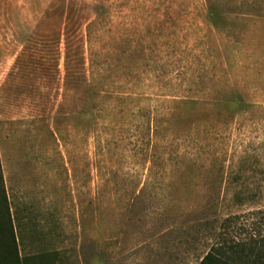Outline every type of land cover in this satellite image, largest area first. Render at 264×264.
<instances>
[{"label":"rangeland","instance_id":"1","mask_svg":"<svg viewBox=\"0 0 264 264\" xmlns=\"http://www.w3.org/2000/svg\"><path fill=\"white\" fill-rule=\"evenodd\" d=\"M264 264V0H0V262Z\"/></svg>","mask_w":264,"mask_h":264},{"label":"trees","instance_id":"2","mask_svg":"<svg viewBox=\"0 0 264 264\" xmlns=\"http://www.w3.org/2000/svg\"><path fill=\"white\" fill-rule=\"evenodd\" d=\"M12 236V243H13V250H14V256H13V260H12V263L11 264H18V259H17V254H16V241H15V238H14V235H11ZM0 264H9L8 262H5V261H2L0 262ZM202 264H205L204 262Z\"/></svg>","mask_w":264,"mask_h":264}]
</instances>
